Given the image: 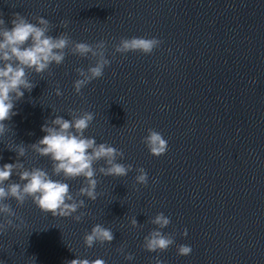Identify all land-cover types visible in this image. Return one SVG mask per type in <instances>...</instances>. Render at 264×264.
<instances>
[{
    "label": "water",
    "instance_id": "obj_1",
    "mask_svg": "<svg viewBox=\"0 0 264 264\" xmlns=\"http://www.w3.org/2000/svg\"><path fill=\"white\" fill-rule=\"evenodd\" d=\"M17 13L46 18L53 36L66 31L76 42L103 40L111 64L79 96L72 89L74 69H87L90 58L68 54L50 67L51 76L31 74L35 87L5 122L11 133L0 137V164L15 161L7 148L12 142H36L46 119H69L73 109L94 113L85 136L123 151L119 162L133 171L98 175L102 195L85 201L79 223L46 214L30 199L22 206L9 200L23 222L0 234V261L154 264L157 253L142 243L162 212L171 221L162 231L175 241L159 253L163 264H264V0H0L6 26ZM131 37H156L161 44L150 55L114 54L113 46ZM150 128L168 141L164 155H150L142 143ZM24 160L26 167L50 171L49 159L30 149ZM138 167L148 173L145 186L135 183ZM66 182L75 192L82 181ZM133 217L136 228L129 224ZM97 223L112 229L114 239L85 248L83 236ZM181 244L192 252L177 255ZM121 246L133 262L117 251Z\"/></svg>",
    "mask_w": 264,
    "mask_h": 264
},
{
    "label": "clouds",
    "instance_id": "obj_2",
    "mask_svg": "<svg viewBox=\"0 0 264 264\" xmlns=\"http://www.w3.org/2000/svg\"><path fill=\"white\" fill-rule=\"evenodd\" d=\"M9 24L10 27L6 26L5 21L0 18V137L11 133L5 122L17 114L14 111L16 102L24 97L25 92L30 93L35 87L29 78L31 74L40 76L47 73L51 76L50 67L61 65L68 54L90 58L94 62L87 69H74L78 78L73 81L72 89L74 94L79 96L82 89L93 80L102 78L105 68L111 64L106 58V44L103 40L94 44L76 42L70 39L66 31H61L55 36L50 35V21L41 16L29 20L17 13ZM68 26L67 20L60 21L62 29H67ZM160 44L161 41L156 37L121 38L113 46V51L114 54L122 55L129 52L150 55ZM54 92L57 97L63 94L59 87L55 88ZM51 110L53 114V109ZM67 116L69 119L61 115L46 119L41 125L44 135L36 142L27 146L22 142H12V146L7 147L15 152L16 159L12 163L0 164V234L7 228L18 227L17 221L23 222L8 203L9 200L14 201L17 206H22L30 199L46 214L53 217H71L79 223L87 214L79 211L86 207L85 201L94 202L102 195L97 191L98 175L126 177L133 171L131 164L119 162L124 159L123 151L106 142L98 143L95 137L85 136V131L95 118L94 113L68 109ZM142 143L148 153L155 157L164 155L168 149V141L162 133L151 128L142 138ZM29 149L37 156L49 159L50 171L40 167H26L24 158ZM101 161L103 164L95 167ZM135 172V183L147 185V171L138 167ZM13 176L17 177V180L10 182ZM77 178L81 179V186L72 192L66 181ZM170 222V218L164 213H157L150 221L156 228L143 237L142 248L149 253H157L154 264H163L159 253L166 251L175 242L172 235L162 231ZM129 224L132 228L139 226L135 217L130 219ZM181 235L187 236V229H184ZM113 239L112 229L97 223L85 233L83 244L85 248H92L95 244H110ZM117 251L123 255L126 262L134 261V255L125 252L124 246ZM176 252L179 256H187L192 252V248L190 245L181 244L177 246ZM0 264L3 262L0 261ZM70 264L106 262L100 258H76L70 261Z\"/></svg>",
    "mask_w": 264,
    "mask_h": 264
}]
</instances>
